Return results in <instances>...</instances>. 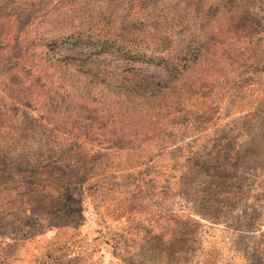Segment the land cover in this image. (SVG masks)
I'll return each instance as SVG.
<instances>
[{
    "label": "rangeland",
    "instance_id": "374dc122",
    "mask_svg": "<svg viewBox=\"0 0 264 264\" xmlns=\"http://www.w3.org/2000/svg\"><path fill=\"white\" fill-rule=\"evenodd\" d=\"M50 1L0 0V264H264V0H67L171 6V66L47 44Z\"/></svg>",
    "mask_w": 264,
    "mask_h": 264
},
{
    "label": "trees",
    "instance_id": "16d2710c",
    "mask_svg": "<svg viewBox=\"0 0 264 264\" xmlns=\"http://www.w3.org/2000/svg\"><path fill=\"white\" fill-rule=\"evenodd\" d=\"M67 5V0L50 1L49 7L47 8L49 11H45L48 17H44V19L47 18L45 24L48 26L45 33L47 44L51 46H63L65 48L68 44L72 45L73 40H77L76 42H79L80 46H83L85 44L80 39L88 38V45L86 47L93 45L97 46L93 48L100 50L106 43H112L117 46L121 50L122 55L113 56L122 62L129 60L130 62H139L141 65L160 66L165 64L171 66L172 62L167 59L166 55H163L166 52L164 49L165 42L168 39H172L171 37L178 30L173 22L175 12L171 6L150 2L139 13H131L126 10L123 15L119 11L106 15L103 12L100 19L92 17V14H87L84 16L89 20V27L83 28L80 31V29H77L72 24L73 20L77 18L75 14L77 12L75 10L73 13L67 12L70 14L69 16L64 13L66 12ZM72 14H75V16ZM68 20H70L69 23ZM115 27L120 29L121 33L124 32L125 34H116V32L111 31ZM146 27L150 32L156 31V34H147ZM107 28L109 33L105 31ZM158 33L166 35L167 37L163 36L165 37L162 38L163 40L158 39ZM203 41L202 39L199 40V50L201 49V53L204 54L206 53V48L204 47L205 42ZM80 56L84 58L89 57V55ZM96 56L100 57L103 55ZM60 59L59 65H52V69L57 72V75L60 74L57 81L58 85L62 87L77 86L80 88V86L85 84L86 89H90L91 92L100 82L104 83L105 77L103 75L99 76L96 73L89 72L84 74L80 70L81 66L74 62L70 55H63ZM21 63L23 64L22 60ZM77 72L81 73L79 74Z\"/></svg>",
    "mask_w": 264,
    "mask_h": 264
}]
</instances>
